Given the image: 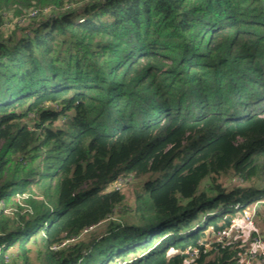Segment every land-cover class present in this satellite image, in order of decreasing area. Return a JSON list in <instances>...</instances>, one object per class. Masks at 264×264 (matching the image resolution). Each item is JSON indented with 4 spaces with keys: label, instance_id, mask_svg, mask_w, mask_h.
Masks as SVG:
<instances>
[{
    "label": "trees",
    "instance_id": "trees-1",
    "mask_svg": "<svg viewBox=\"0 0 264 264\" xmlns=\"http://www.w3.org/2000/svg\"><path fill=\"white\" fill-rule=\"evenodd\" d=\"M0 27V264H240L264 0H0Z\"/></svg>",
    "mask_w": 264,
    "mask_h": 264
},
{
    "label": "built area",
    "instance_id": "built-area-1",
    "mask_svg": "<svg viewBox=\"0 0 264 264\" xmlns=\"http://www.w3.org/2000/svg\"><path fill=\"white\" fill-rule=\"evenodd\" d=\"M38 10H32L30 16L34 17ZM125 180L119 178L113 185L117 190H122L125 186ZM264 201L258 200L254 206L245 208L241 218H235L230 227L217 233V242L229 243L240 242L242 247L240 264H264V234L261 232L257 224L256 213L257 207ZM95 227L87 228L83 234L88 233ZM187 253L191 256V260L199 254L198 249H190Z\"/></svg>",
    "mask_w": 264,
    "mask_h": 264
},
{
    "label": "rangeland",
    "instance_id": "rangeland-1",
    "mask_svg": "<svg viewBox=\"0 0 264 264\" xmlns=\"http://www.w3.org/2000/svg\"><path fill=\"white\" fill-rule=\"evenodd\" d=\"M17 18H22V17H17ZM15 19L16 20V22L17 21H20V19ZM6 22V21H5ZM5 22H4V24H5ZM9 23H11V22H7V24H9ZM1 28V27H0ZM3 28V27H2ZM163 178H165V176L163 177ZM122 179H124L125 180V186L122 188V190H123V192L127 195V201L128 202H126V207H124V208H122V210H124L125 208H127L128 206L129 207H131L132 205H133V201H134V198H135V196H136V190H138V189H140L141 188V186H142V181H143V177L142 178H135V177H133V176H129V177H126V178H124V177H122ZM256 203V202H255ZM255 203H253V206L255 205ZM258 207L260 208L261 207V205H258ZM264 208V207H263ZM262 208V209H263ZM258 211L259 210H257V213H256V218L257 217H259V214H258ZM121 212H120V210L118 209L117 211H116V214H115V218H118L119 217V214H120ZM258 220V219H257ZM260 220V219H259ZM259 222V221H258ZM261 223L260 224H263V220L261 219V221H260ZM96 229V228H95ZM90 230L87 234H89L90 232H92V231H95V233H97V232H99V231H102L103 229H104V224L100 227V228H98L97 230Z\"/></svg>",
    "mask_w": 264,
    "mask_h": 264
},
{
    "label": "crops",
    "instance_id": "crops-1",
    "mask_svg": "<svg viewBox=\"0 0 264 264\" xmlns=\"http://www.w3.org/2000/svg\"><path fill=\"white\" fill-rule=\"evenodd\" d=\"M258 208V207H257ZM261 222L259 221V222H257V224H258V227L260 228V230H261V232H264V223H263V225L262 224H260Z\"/></svg>",
    "mask_w": 264,
    "mask_h": 264
}]
</instances>
